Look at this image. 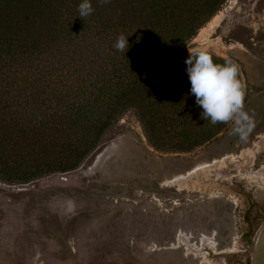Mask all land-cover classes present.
<instances>
[{"label": "rangeland", "instance_id": "374dc122", "mask_svg": "<svg viewBox=\"0 0 264 264\" xmlns=\"http://www.w3.org/2000/svg\"><path fill=\"white\" fill-rule=\"evenodd\" d=\"M182 51L239 66L243 137L230 121L200 147L162 152L126 111L76 170L0 181V264H251L264 225V185L249 177L264 170V0H225Z\"/></svg>", "mask_w": 264, "mask_h": 264}, {"label": "trees", "instance_id": "16d2710c", "mask_svg": "<svg viewBox=\"0 0 264 264\" xmlns=\"http://www.w3.org/2000/svg\"><path fill=\"white\" fill-rule=\"evenodd\" d=\"M90 2L80 18L82 0H0L3 183L76 170L128 110L162 152H189L228 124L200 119L184 63L194 54L182 51L225 0Z\"/></svg>", "mask_w": 264, "mask_h": 264}, {"label": "clouds", "instance_id": "9594fccd", "mask_svg": "<svg viewBox=\"0 0 264 264\" xmlns=\"http://www.w3.org/2000/svg\"><path fill=\"white\" fill-rule=\"evenodd\" d=\"M101 6L111 0H99ZM95 9L90 0H82L78 5L79 17L92 15ZM127 37L121 34L114 47L124 53L128 48ZM186 73L191 85L190 92L195 103L203 111L200 119L210 120L213 125L235 122L234 132L243 137L246 124L250 126V117L244 112V85L238 78L239 66L232 62L216 64L206 51H199L184 61Z\"/></svg>", "mask_w": 264, "mask_h": 264}, {"label": "water", "instance_id": "95a60500", "mask_svg": "<svg viewBox=\"0 0 264 264\" xmlns=\"http://www.w3.org/2000/svg\"><path fill=\"white\" fill-rule=\"evenodd\" d=\"M251 264H264V225L258 230L252 243Z\"/></svg>", "mask_w": 264, "mask_h": 264}, {"label": "bare ground", "instance_id": "6f19581e", "mask_svg": "<svg viewBox=\"0 0 264 264\" xmlns=\"http://www.w3.org/2000/svg\"><path fill=\"white\" fill-rule=\"evenodd\" d=\"M264 142V141H263ZM262 147V146H261ZM239 176V175H238ZM249 177H251V179L252 178H256V180L257 179H259L262 183H260V182H258L259 183V185H264V170L262 171V172H260V174H258V175H250ZM262 187V186H261ZM264 189V188H263Z\"/></svg>", "mask_w": 264, "mask_h": 264}]
</instances>
